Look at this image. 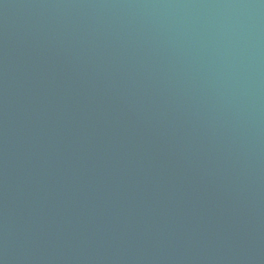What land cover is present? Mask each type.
Instances as JSON below:
<instances>
[{
  "label": "water",
  "instance_id": "95a60500",
  "mask_svg": "<svg viewBox=\"0 0 264 264\" xmlns=\"http://www.w3.org/2000/svg\"><path fill=\"white\" fill-rule=\"evenodd\" d=\"M0 264H264V0H0Z\"/></svg>",
  "mask_w": 264,
  "mask_h": 264
}]
</instances>
